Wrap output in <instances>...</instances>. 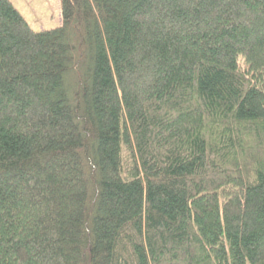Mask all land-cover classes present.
Wrapping results in <instances>:
<instances>
[{
	"label": "trees",
	"instance_id": "obj_1",
	"mask_svg": "<svg viewBox=\"0 0 264 264\" xmlns=\"http://www.w3.org/2000/svg\"><path fill=\"white\" fill-rule=\"evenodd\" d=\"M0 264H264V0H0Z\"/></svg>",
	"mask_w": 264,
	"mask_h": 264
},
{
	"label": "rangeland",
	"instance_id": "obj_2",
	"mask_svg": "<svg viewBox=\"0 0 264 264\" xmlns=\"http://www.w3.org/2000/svg\"><path fill=\"white\" fill-rule=\"evenodd\" d=\"M18 10L29 25L39 32L57 28L60 21V0H15ZM60 19V20H59Z\"/></svg>",
	"mask_w": 264,
	"mask_h": 264
},
{
	"label": "crops",
	"instance_id": "obj_3",
	"mask_svg": "<svg viewBox=\"0 0 264 264\" xmlns=\"http://www.w3.org/2000/svg\"><path fill=\"white\" fill-rule=\"evenodd\" d=\"M13 4H14V6L15 7H17V5H16V2H15V0H10ZM61 1V0H60ZM18 9V8H17ZM60 12H61V9H60ZM21 13V12H20ZM23 16V15H22ZM60 16H61V13H60ZM24 17V16H23ZM60 20V19H59ZM27 21V20H26ZM28 22V21H27ZM30 24V23H29ZM60 24H61V21H60V23H59V25L58 26H60ZM43 30H46L45 28L44 29H42V30H40V31H43Z\"/></svg>",
	"mask_w": 264,
	"mask_h": 264
}]
</instances>
